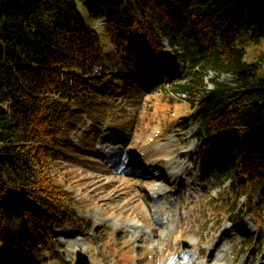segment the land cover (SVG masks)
Listing matches in <instances>:
<instances>
[{"label": "trees", "instance_id": "16d2710c", "mask_svg": "<svg viewBox=\"0 0 264 264\" xmlns=\"http://www.w3.org/2000/svg\"><path fill=\"white\" fill-rule=\"evenodd\" d=\"M79 2L102 22L115 63ZM250 31L264 36V0H0V238L44 250L55 226L77 223L72 193L56 181L72 130L86 114L97 125L114 92L141 94L170 73L182 100L167 99L176 111L160 131L196 124L199 160L224 161L213 190L229 196L228 215L262 193L252 217L263 224L264 68L238 43ZM165 40L181 74L154 67ZM227 73L231 81L220 79Z\"/></svg>", "mask_w": 264, "mask_h": 264}, {"label": "rangeland", "instance_id": "374dc122", "mask_svg": "<svg viewBox=\"0 0 264 264\" xmlns=\"http://www.w3.org/2000/svg\"><path fill=\"white\" fill-rule=\"evenodd\" d=\"M79 9L100 34L105 60L115 63L102 22L85 4L79 2ZM254 33L238 43L247 61L264 68V36ZM165 41L164 58L154 67L181 74L183 61ZM114 73L115 68L105 72V79ZM172 77L155 80L141 94L114 92L109 100L114 108L108 107L97 125L85 115V123L71 132L56 180L72 193L67 205L77 223L55 226L56 237L44 250L0 238V264H74L78 249L89 254L92 264H264V249L259 251L264 243L249 244L252 235L264 242V212L261 225L252 217L263 194L249 205L250 212L230 217L229 196L212 191L224 161L218 156L215 161L214 152L199 160L198 126L160 131L176 111L167 99H181ZM232 78L230 73L220 77Z\"/></svg>", "mask_w": 264, "mask_h": 264}, {"label": "water", "instance_id": "95a60500", "mask_svg": "<svg viewBox=\"0 0 264 264\" xmlns=\"http://www.w3.org/2000/svg\"><path fill=\"white\" fill-rule=\"evenodd\" d=\"M74 264H92V262L87 252H85L84 250L78 249L76 251V259L74 261Z\"/></svg>", "mask_w": 264, "mask_h": 264}, {"label": "bare ground", "instance_id": "6f19581e", "mask_svg": "<svg viewBox=\"0 0 264 264\" xmlns=\"http://www.w3.org/2000/svg\"><path fill=\"white\" fill-rule=\"evenodd\" d=\"M213 255H214V251L212 250V251H211V254H210V256H209V261H212Z\"/></svg>", "mask_w": 264, "mask_h": 264}]
</instances>
